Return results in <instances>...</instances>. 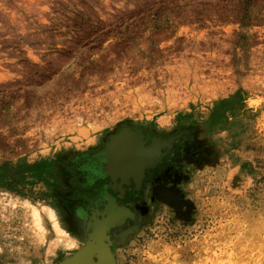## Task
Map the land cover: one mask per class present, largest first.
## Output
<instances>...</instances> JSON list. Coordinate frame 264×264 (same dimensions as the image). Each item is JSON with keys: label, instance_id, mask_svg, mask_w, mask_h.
Here are the masks:
<instances>
[{"label": "rangeland", "instance_id": "374dc122", "mask_svg": "<svg viewBox=\"0 0 264 264\" xmlns=\"http://www.w3.org/2000/svg\"><path fill=\"white\" fill-rule=\"evenodd\" d=\"M0 264H264V0H0Z\"/></svg>", "mask_w": 264, "mask_h": 264}, {"label": "bare ground", "instance_id": "6f19581e", "mask_svg": "<svg viewBox=\"0 0 264 264\" xmlns=\"http://www.w3.org/2000/svg\"><path fill=\"white\" fill-rule=\"evenodd\" d=\"M51 210H53V209L51 208Z\"/></svg>", "mask_w": 264, "mask_h": 264}]
</instances>
